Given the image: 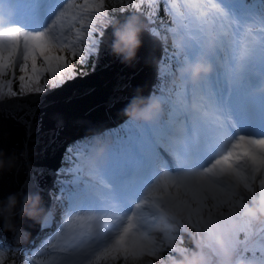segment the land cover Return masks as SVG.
Wrapping results in <instances>:
<instances>
[{
  "label": "snow or ice",
  "instance_id": "obj_1",
  "mask_svg": "<svg viewBox=\"0 0 264 264\" xmlns=\"http://www.w3.org/2000/svg\"><path fill=\"white\" fill-rule=\"evenodd\" d=\"M106 2L27 0L21 8L17 0H0V15L9 20L0 26V96L17 94L13 79L22 93L44 92L45 73L53 87L73 79L72 60L84 63L97 50ZM146 2L152 14L162 2L175 17L173 37L184 38L182 50L175 46L177 66L205 54L212 34L216 47L208 58L222 61V49H228L231 78L218 74L190 87L181 79L177 90L159 97L168 118L114 133L103 163L92 165L93 143L66 154L71 179L60 191L67 221L47 246L64 255L53 256L50 264L136 262L157 257L164 245L182 252L175 236L153 235L160 231L156 224L170 222L169 204L188 209L187 220L201 236L208 220L238 219L242 227L229 237L234 253L238 232L254 222L240 215L246 204L241 189L253 194L257 185L258 196H264V104L256 103L253 94L264 84V0H188L179 7L174 0ZM193 97L207 103L190 110L185 101ZM116 148L122 150L121 162L109 169V153Z\"/></svg>",
  "mask_w": 264,
  "mask_h": 264
},
{
  "label": "water",
  "instance_id": "obj_2",
  "mask_svg": "<svg viewBox=\"0 0 264 264\" xmlns=\"http://www.w3.org/2000/svg\"><path fill=\"white\" fill-rule=\"evenodd\" d=\"M130 15L139 17L145 28L146 17L139 12L117 15L98 39L91 72L44 92L0 100V152L6 160L13 158L10 168L0 170V201L10 193L40 192L49 209V191L67 146L122 124L130 99L151 94L162 54L160 39L145 28L142 46L128 63L111 51L113 25ZM13 223L17 230L27 231V239L17 242L0 217V241L23 250L37 236L41 223L26 218Z\"/></svg>",
  "mask_w": 264,
  "mask_h": 264
},
{
  "label": "clouds",
  "instance_id": "obj_3",
  "mask_svg": "<svg viewBox=\"0 0 264 264\" xmlns=\"http://www.w3.org/2000/svg\"><path fill=\"white\" fill-rule=\"evenodd\" d=\"M9 20L6 15H0V26L8 25ZM145 30L139 17L130 15L124 21H117L113 25L111 51L121 58L122 62L128 63L137 56L139 48L142 46L141 34ZM184 38L177 36L174 44L180 47ZM205 54L198 55L195 59L185 60L176 68L178 79H184L188 83L197 84L215 71V67L208 54L216 47V38L209 34L205 42ZM254 95L264 96V84L256 87ZM124 116L133 122L143 124H156L162 117V104L159 98L153 95L133 96L123 109ZM182 131V129H180ZM93 147L91 149V163L95 166L105 162V157L109 147L107 139L102 134L93 137ZM13 165V158L7 160L0 152V170ZM168 208L172 206L167 205ZM51 209L45 208L43 197L40 192L26 191L22 195L10 193L8 197L0 201V217L5 220V229L13 231L17 242H22L28 237L27 231L20 227L16 229L14 220L23 221L25 218L43 223L48 218ZM240 215L250 220H264V196L255 197L250 203H246L240 209ZM239 220L229 216L213 218L203 224L204 234L201 236L194 249H184L178 255L171 257L166 264H211L209 252L214 250L216 264H232V249L229 245V237L238 229ZM159 230V229H158Z\"/></svg>",
  "mask_w": 264,
  "mask_h": 264
},
{
  "label": "trees",
  "instance_id": "obj_4",
  "mask_svg": "<svg viewBox=\"0 0 264 264\" xmlns=\"http://www.w3.org/2000/svg\"><path fill=\"white\" fill-rule=\"evenodd\" d=\"M82 0H76V3H80ZM136 4H139V9L136 8ZM105 10L107 12V16L105 18V22L101 25H99V31L97 32V35H100L103 33L104 28H106L113 19L120 13L125 11H137L142 14H144L147 18L145 22V27L153 34L155 33V36H157L162 43V56L160 59V62L157 67V74H156V80L152 88L151 95L154 97H161L167 96L170 93H173L175 90L178 89V86L180 85V80L177 78L176 75V59H175V52L176 49L174 48V44L172 42V29L176 26L175 17L171 15L167 9L165 8V5L161 2L158 6L155 7L154 14H152L151 9L148 6V3L145 2L141 3L140 0H107L105 4ZM65 56H68V52L65 51ZM78 57L72 60V64L74 66V71L76 75H84L88 72H90L94 66V60H95V54L91 56H86L84 63L78 62ZM39 62V61H38ZM20 75L19 71L16 70V77ZM75 75V76H76ZM9 76L4 77V79H8ZM49 80L48 73H45L44 76L40 80V86L44 87V89L53 87L51 81L46 84L45 81ZM12 90L15 91L17 94H25L29 92H21V89L19 87V81L18 79H13L12 84ZM11 97L10 95H3L0 96V99H5ZM164 109V105H162V111ZM164 116H167V113L163 111ZM142 125V123L134 122V125ZM116 133H121V131H117ZM113 132L107 131L106 133L102 134L103 138L107 139L109 144H112L114 141ZM93 138L88 139H82L70 146L67 147L64 156L61 161V166L57 172V180L55 181V186L51 190V193L58 198L59 194L61 193L60 189L62 186V181H70L71 179V173L67 172L66 170L72 167V164L69 162V158L66 155L69 152H72L75 147L78 146H85L88 144L93 143ZM87 171V169H85ZM244 197V203H250V201ZM173 208V207H171ZM169 209L166 206L165 211L167 213L169 212ZM179 215L182 216L183 220L185 221V226L187 229V232L182 229L179 225L176 223L170 221L168 223H165V225H162L163 221L158 224V228L160 229V232H163L168 235L175 236L176 239V247L183 248V249H194L197 245V243L201 240V235L198 231L194 230L191 226V223L187 220V216L189 215V210L186 208H181L180 206L174 208ZM261 220H256L253 222L252 227L248 231H241L238 232V238L242 239L243 235L246 233H250L251 236L253 235L252 241L255 242L259 240L264 235V226L258 223ZM164 224V223H163ZM239 225H242L239 222ZM164 226V227H163ZM256 227V228H255ZM240 228V227H238ZM255 228V230H254ZM189 233V234H188ZM250 237V236H249ZM29 252L34 251L33 246L28 248ZM210 257L211 264H216V257L211 254V252L208 253ZM178 255V252L175 251L172 248L167 247L166 245L161 246V251L159 253V256L162 258H166L167 261L171 257H175ZM238 254L233 253L232 255V264H241L244 262V264H264V257L261 256H255V257H249L245 260V256H241L239 259H237Z\"/></svg>",
  "mask_w": 264,
  "mask_h": 264
},
{
  "label": "rangeland",
  "instance_id": "obj_5",
  "mask_svg": "<svg viewBox=\"0 0 264 264\" xmlns=\"http://www.w3.org/2000/svg\"><path fill=\"white\" fill-rule=\"evenodd\" d=\"M26 2L27 0H20V1L17 0V3L20 4L21 8H23L26 5ZM174 2L179 7L181 5L186 4L188 0H174ZM193 2H195V0H193ZM182 10L184 9L182 8ZM175 28L176 26L172 30H174ZM96 37L98 39L99 35L96 34ZM174 40L175 38L173 37V34H172L173 44H174ZM174 48L176 49L175 44H174ZM222 54L224 56V59L220 61V65H219L220 69H217L214 76L216 77L218 74H221L223 77H227L230 79L232 75V70L230 67H228V63L231 58L229 54V50L222 49ZM190 84L191 83L188 84L189 87H190ZM192 99H193L192 104L195 106V108L202 103L199 100V98L193 97ZM203 102L207 103L206 100ZM128 127L132 129L134 128L133 125L130 124V121L120 126L122 130H126ZM121 151L122 150L120 148H116L114 150V154L113 152L109 153V164H108L109 169L112 168L113 164H119L121 162ZM253 187L257 188V185H254ZM61 202L64 203L63 199H56L53 193L50 194V209L51 211H55L54 214H52L54 217H52L51 227H48L42 230L40 234H38V236L32 242V245L35 246V251L31 253L26 252V251L22 252L18 249H13L9 245H6L0 242V251H2L4 254L3 264H50V262L52 261V257L55 254L52 251V249L48 248L47 246L50 242L52 243L56 242L55 241L56 235L64 229V224L67 221V209L60 210L59 207H57L59 206ZM173 219L175 218L173 217ZM60 223H61V229L59 228L56 230V232H54L56 229V225ZM259 224H264V220L259 222ZM238 227L241 228L242 225H239ZM153 235L159 237L161 235V232L158 233L157 231H153ZM249 236H251V234L246 233L245 235H243L242 239L237 237V241H238L237 250L234 252L235 254H238L237 259H239L243 255L245 256V260L252 256L264 255V235L259 240L255 241L254 243L250 242L252 237H249ZM166 262H167V259L160 257L158 254L157 257H144L136 262H125L122 259H117L115 261L110 260L107 262V264H166ZM101 264H105V262L101 261ZM241 264H244V262H242Z\"/></svg>",
  "mask_w": 264,
  "mask_h": 264
},
{
  "label": "bare ground",
  "instance_id": "obj_6",
  "mask_svg": "<svg viewBox=\"0 0 264 264\" xmlns=\"http://www.w3.org/2000/svg\"><path fill=\"white\" fill-rule=\"evenodd\" d=\"M152 88H153V87H152ZM54 186H55V183H54V185H53V188H54ZM53 188H52V189H53ZM59 206H61V203L59 204ZM49 209H50V208H49ZM54 212H55V211H51L49 215L54 214ZM59 228L61 229V223L58 224V225H56V229H55L54 232H56V230L59 229ZM35 238H36V236H35ZM1 242H2V241H1ZM2 243L4 244V242H2ZM54 254H55L54 256H62V255H64L63 253H59V252H54Z\"/></svg>",
  "mask_w": 264,
  "mask_h": 264
}]
</instances>
